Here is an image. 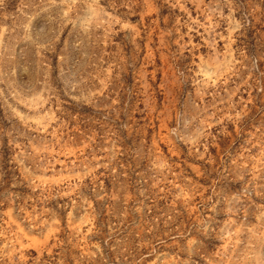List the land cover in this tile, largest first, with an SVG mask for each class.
Segmentation results:
<instances>
[{
  "label": "rangeland",
  "instance_id": "374dc122",
  "mask_svg": "<svg viewBox=\"0 0 264 264\" xmlns=\"http://www.w3.org/2000/svg\"><path fill=\"white\" fill-rule=\"evenodd\" d=\"M0 264H264V0H0Z\"/></svg>",
  "mask_w": 264,
  "mask_h": 264
}]
</instances>
